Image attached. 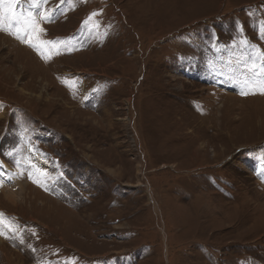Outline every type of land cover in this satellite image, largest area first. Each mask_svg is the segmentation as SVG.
I'll return each mask as SVG.
<instances>
[{
    "label": "rangeland",
    "instance_id": "obj_1",
    "mask_svg": "<svg viewBox=\"0 0 264 264\" xmlns=\"http://www.w3.org/2000/svg\"><path fill=\"white\" fill-rule=\"evenodd\" d=\"M41 7L38 52L0 3V264H264V0Z\"/></svg>",
    "mask_w": 264,
    "mask_h": 264
},
{
    "label": "snow or ice",
    "instance_id": "obj_2",
    "mask_svg": "<svg viewBox=\"0 0 264 264\" xmlns=\"http://www.w3.org/2000/svg\"><path fill=\"white\" fill-rule=\"evenodd\" d=\"M14 2V0H13ZM48 0H31L32 5L38 10L35 14L31 11L26 14L23 18V28L15 33L18 39L22 38L23 42L28 43L31 47L36 49L38 52L41 51L42 47L45 45H51L52 41H44L41 39V36L45 32V29L41 26L39 18L42 17L44 20L51 21L53 18V14L44 15V10L41 7L43 4H46ZM0 3H3V0H0ZM18 23L21 22L20 17H16ZM23 31V37H21L20 32ZM50 58V57H49ZM244 87L248 89V91L241 90V95H247L249 92L255 94L256 88H259L260 92L264 94V82L250 83L245 80L243 82ZM36 182V181H34ZM0 216H3V213H0ZM0 234H3L0 232Z\"/></svg>",
    "mask_w": 264,
    "mask_h": 264
},
{
    "label": "bare ground",
    "instance_id": "obj_3",
    "mask_svg": "<svg viewBox=\"0 0 264 264\" xmlns=\"http://www.w3.org/2000/svg\"><path fill=\"white\" fill-rule=\"evenodd\" d=\"M231 90H232V89H231ZM28 151H29V150H28ZM30 153H31V152H30ZM30 153H29V154H30ZM30 157H31V156H30ZM31 158H32V157H31ZM7 165H9V164H7ZM5 169H6V168H5ZM7 169H8V168H7ZM3 170H4V169H3ZM7 172H8V171H7ZM3 173H4V172H3ZM8 173H10V172H8ZM12 180H13V179H12ZM3 182H4V181H3ZM0 220H1V219H0ZM0 230H1V231H5V226H4L3 224H1V223H0ZM3 257H4V256H3ZM0 260H1V261H0V263H1V262H2V259L0 258Z\"/></svg>",
    "mask_w": 264,
    "mask_h": 264
},
{
    "label": "crops",
    "instance_id": "obj_4",
    "mask_svg": "<svg viewBox=\"0 0 264 264\" xmlns=\"http://www.w3.org/2000/svg\"><path fill=\"white\" fill-rule=\"evenodd\" d=\"M41 149V148H40ZM36 153H38V149L37 150H34ZM41 152L43 153V152H46V151H44L43 149H41ZM47 153V152H46Z\"/></svg>",
    "mask_w": 264,
    "mask_h": 264
}]
</instances>
